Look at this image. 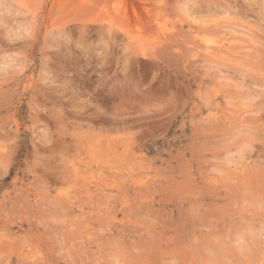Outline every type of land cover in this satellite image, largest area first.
I'll use <instances>...</instances> for the list:
<instances>
[{
  "label": "rangeland",
  "instance_id": "rangeland-1",
  "mask_svg": "<svg viewBox=\"0 0 264 264\" xmlns=\"http://www.w3.org/2000/svg\"><path fill=\"white\" fill-rule=\"evenodd\" d=\"M0 264H264V0H0Z\"/></svg>",
  "mask_w": 264,
  "mask_h": 264
}]
</instances>
